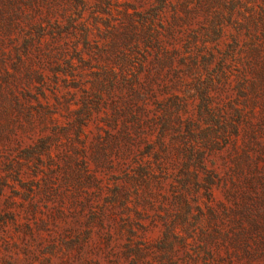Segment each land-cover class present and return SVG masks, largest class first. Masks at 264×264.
I'll return each instance as SVG.
<instances>
[{
  "label": "rangeland",
  "instance_id": "rangeland-1",
  "mask_svg": "<svg viewBox=\"0 0 264 264\" xmlns=\"http://www.w3.org/2000/svg\"><path fill=\"white\" fill-rule=\"evenodd\" d=\"M0 264H264V0H0Z\"/></svg>",
  "mask_w": 264,
  "mask_h": 264
}]
</instances>
